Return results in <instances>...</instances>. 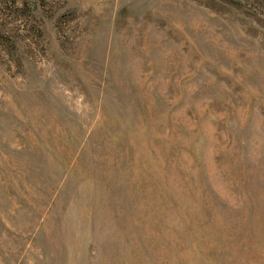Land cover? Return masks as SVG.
Wrapping results in <instances>:
<instances>
[{"label": "rangeland", "instance_id": "374dc122", "mask_svg": "<svg viewBox=\"0 0 264 264\" xmlns=\"http://www.w3.org/2000/svg\"><path fill=\"white\" fill-rule=\"evenodd\" d=\"M0 264H264V0H0Z\"/></svg>", "mask_w": 264, "mask_h": 264}]
</instances>
